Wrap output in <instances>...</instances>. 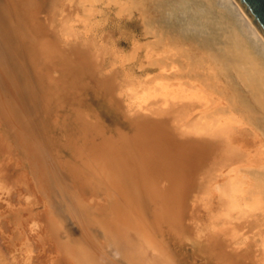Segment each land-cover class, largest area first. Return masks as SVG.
Masks as SVG:
<instances>
[{
    "label": "rangeland",
    "instance_id": "374dc122",
    "mask_svg": "<svg viewBox=\"0 0 264 264\" xmlns=\"http://www.w3.org/2000/svg\"><path fill=\"white\" fill-rule=\"evenodd\" d=\"M167 1L0 0V264H145L108 176L95 173L114 150L141 182L135 194L155 221L154 244L161 240L176 264H264V194L249 191L248 180L264 161L219 158L198 119L180 112L181 85H168L166 66L177 58L190 77H205L181 41L191 32L177 34ZM210 1L206 34L192 33L202 51L223 38L221 16L229 19ZM209 82L206 95L215 90ZM244 111H234L230 146L241 153L234 158L255 163L264 136L257 113ZM243 126L253 130L238 136Z\"/></svg>",
    "mask_w": 264,
    "mask_h": 264
},
{
    "label": "bare ground",
    "instance_id": "6f19581e",
    "mask_svg": "<svg viewBox=\"0 0 264 264\" xmlns=\"http://www.w3.org/2000/svg\"><path fill=\"white\" fill-rule=\"evenodd\" d=\"M160 1L162 2L164 0H160ZM205 1L208 3L206 7L203 6L202 4L203 2L201 0H169L165 2V5L162 3L164 5V9L166 8L165 9L166 15H168L169 17H172L176 21V23L180 24L181 26V28H179L180 26L177 24L179 27L176 25L177 26L176 28V26L173 25L176 28V30L179 31V33L177 34L182 35L181 34L182 32H180V30L182 31L186 30V31L191 32V34L193 33L195 35H198L201 32H204V34H206L205 31L207 29L205 30L206 28L205 22L210 21V19L213 17L212 11L216 13L215 11L216 8H214L215 10H212L211 1L210 0H205ZM215 3L221 6L223 9H225L228 15L230 16V17L227 16L229 19H224L225 17L221 16V19H224V20H221V19H220L221 21L215 20L217 21V24L219 25V28L217 29L222 30L220 33L223 38L218 40L216 42V45H214L215 44L214 42L212 44L214 45V47L212 48L210 47L209 44H207L209 46V48L207 46V49L205 48V46H203V50L205 48L204 51L200 50L201 45L199 41L201 40H199V37L196 39V36L193 34H192L193 36L190 34L191 37H185V35H183L184 37H182V40H181L183 44H187L188 46L187 48H189V50H193L192 55H193V52H194V55L198 53L196 56L199 57L200 62L202 64L201 67H202L203 77H205L204 79H207L208 81H210L209 88L212 89V87H214L215 90L213 91V93L206 95L205 91L201 89V87L203 86L204 79L199 78L200 76L198 78L190 77L188 73L184 72L183 66L180 65L181 62L179 63V60H177V58L176 60L178 61L177 63H179V65L174 63L176 62L175 59H171L172 61L169 62V67L166 66V69H165L166 74L164 73L165 81L168 83L169 86H172L173 88L174 86H179V83H180L181 89L178 94L183 97V103H184V105L180 108V112L185 114L188 117L190 115L198 119V122H199L198 129H199V133H200L202 141L206 143H210L212 145V148L215 150V152H218L217 155L219 158L227 159V161H230L231 164L232 163L237 164V162H243L245 163V165L258 164L260 162L262 163V161H264V156L260 157L261 159L258 157H255V158H258V162H255V163L253 162L252 159L250 160L246 159L247 158L246 155L244 156L242 155L241 157H236L237 159H239V160H236V158H234L233 156L234 155L239 156L241 153L239 155L236 154L237 153L236 151H238V149L235 151H233V149L231 150L230 144L232 142L231 132L233 133V131L236 129L235 127H232V125L238 122L236 119H233V117L236 116L235 115L236 113H234V111H239V110L244 111V108L250 111L248 113H254V112L257 113V115L256 114L255 115L257 117L256 123L258 124L255 125L254 127H255V130L259 131L260 134L264 136V37L259 32V30L256 28V26L253 24V22L249 19V17L243 11L240 5L236 2V0H215ZM219 6L218 7L216 6V7L219 8ZM218 15H217V18H218ZM223 15H225V13ZM166 17L164 16V21H166L165 19ZM167 22L168 21H166V23ZM166 23L164 22V25ZM231 23H233V25H230ZM234 25H235V28H234ZM167 27H170V25ZM167 27H165V29ZM233 28L236 29V32H234ZM165 29L162 28V30H165ZM165 31L168 32V30H165ZM230 31H232V33H230ZM150 35H154V34H150ZM156 38H159V37H156ZM187 38H189L190 41ZM173 50L167 44V47H165L164 49V52L168 54L167 58L171 57L170 55H173L172 53ZM179 52L181 53L182 51H179ZM174 57H176L175 54H174ZM187 58L185 57L184 59L187 61L189 60ZM173 60L175 61L173 62ZM190 61L192 60H189V62ZM185 64L188 65V63H185ZM195 64H197V62H195ZM188 68L189 69H187L186 72L188 70L191 71V69H193L192 67H189V66ZM196 69H194L193 71L195 72ZM197 71H196V74H197ZM191 74L195 75V73L193 72ZM248 96L254 99V102H256V105L258 107L257 110L254 108L255 110L253 112H251L252 109L251 110L248 109V105H246ZM250 105L252 104L249 102V107ZM255 115L253 114L252 118L253 117L256 118ZM239 121L240 123H242V120H239ZM225 130L227 134L226 132H224ZM227 130L229 131V133ZM252 130L253 129L251 128L243 126L242 129H239L238 136H240V134H248V132H252ZM208 132H210V134L213 136L209 137L208 135H206ZM127 158L128 157L125 152H122L121 150H118V151L114 150L113 153H110L109 155H104L103 159L98 161V163L96 164V168L98 170H95V173L98 172V174H100V171H102V173L108 176L107 182L113 187L115 191V199L119 198V200L117 201L118 202L117 204L121 208L120 212H121L122 219H120V221L124 220V222L127 223V227L126 228L123 227V228L126 230L129 239L136 241V244L139 242L138 243L139 245L142 244L144 246L142 256H143V261H146L145 264H176L177 261L175 262L173 258L169 257L171 256V254H169L168 249L165 247L166 245L164 246L161 243L162 242L161 240L158 243V245L154 244L155 243L154 234L157 229L153 227V224L155 223V221L152 219L151 216H147V214L143 213L144 207H145L143 200L140 198L139 195L135 194L136 191L137 192L141 191L140 190L141 188L139 189V184L141 182L139 183V181L134 180L133 167L129 165V160ZM228 164H226V166ZM257 171L258 169L255 171L253 169V171H250V173L252 172V175L249 173V175L253 177V178L248 177L249 188H250L249 191L253 192L252 190H255L258 194L259 193L264 194V183L263 182H260L261 184L262 183L263 184L260 185V187H256V188H254L253 186L256 184L254 183L252 184V180L254 179L256 180V177H258L259 172L260 173L263 172L264 174V167H262V172L260 170L259 172ZM255 172L257 173L256 175L254 174ZM233 176H236L235 173ZM237 177H239V175ZM246 214H249V213H246ZM254 216H257V213ZM249 217H250V214H249ZM251 217H252L251 219L252 221L253 216L251 215ZM248 222L250 221H247V223ZM237 227L238 229L236 230H241L240 229L241 227L239 228L238 225L236 226V228ZM241 234H244V232ZM241 234L239 235L241 236ZM248 234H251V232ZM254 236L256 235L254 234ZM252 256H255V255L252 254L251 257ZM246 258L248 257L246 256ZM248 259L250 260V256ZM252 261L253 259L251 258V262ZM255 263L256 262H254V264ZM251 264H253V262Z\"/></svg>",
    "mask_w": 264,
    "mask_h": 264
},
{
    "label": "water",
    "instance_id": "95a60500",
    "mask_svg": "<svg viewBox=\"0 0 264 264\" xmlns=\"http://www.w3.org/2000/svg\"><path fill=\"white\" fill-rule=\"evenodd\" d=\"M264 37V0H236Z\"/></svg>",
    "mask_w": 264,
    "mask_h": 264
}]
</instances>
